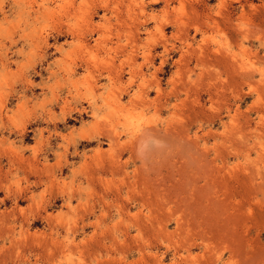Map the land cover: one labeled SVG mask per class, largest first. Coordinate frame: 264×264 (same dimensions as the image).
I'll use <instances>...</instances> for the list:
<instances>
[{
    "label": "rangeland",
    "instance_id": "obj_1",
    "mask_svg": "<svg viewBox=\"0 0 264 264\" xmlns=\"http://www.w3.org/2000/svg\"><path fill=\"white\" fill-rule=\"evenodd\" d=\"M262 77L264 0H0V264H264Z\"/></svg>",
    "mask_w": 264,
    "mask_h": 264
},
{
    "label": "bare ground",
    "instance_id": "obj_2",
    "mask_svg": "<svg viewBox=\"0 0 264 264\" xmlns=\"http://www.w3.org/2000/svg\"><path fill=\"white\" fill-rule=\"evenodd\" d=\"M117 6V5H116ZM162 6V5H161ZM165 6V5H164ZM243 6V5H242ZM162 10V9H161ZM227 19V18H226ZM180 20V19H179ZM216 22V21H215ZM216 26V25H215ZM218 26V25H217ZM195 28V27H194ZM182 29H184V28H182ZM221 29V28H220ZM110 31V30H109ZM186 31V30H185ZM224 31V30H223ZM177 34V33H176ZM178 35V34H177ZM213 39V38H212ZM218 45V44H217ZM196 47H198V46H196ZM220 48V47H219ZM213 49V48H212ZM225 52V51H224ZM229 52V51H228ZM226 53V52H225ZM224 54V53H223ZM232 54V53H231ZM252 54V53H251ZM230 56V55H229ZM235 56V55H234ZM248 57V56H247ZM231 61V60H230ZM239 61V60H238ZM207 62V61H206ZM225 62V61H224ZM235 62V61H234ZM210 63H211V61H210ZM237 64H239V63H237ZM109 65V64H108ZM107 65V66H108ZM231 65H232V63H231ZM211 66H213V65H211ZM236 66V65H235ZM238 66V65H237ZM236 66V67H237ZM119 67V66H118ZM238 67H240V65L238 66ZM244 67V66H243ZM105 68V67H104ZM241 68V67H240ZM231 69H232V67H231ZM235 69V68H234ZM254 69V68H253ZM250 70H251V68H250ZM255 70V69H254ZM254 70H253V72H254ZM249 71V70H248ZM239 72V71H238ZM244 72V71H243ZM246 72H247V70H246ZM251 73V72H250ZM213 74V73H212ZM211 74V75H212ZM248 74V73H247ZM119 76V75H118ZM247 77V76H246ZM219 78V77H218ZM262 79H263V77H262ZM261 79V80H262ZM264 80V79H263ZM252 88V87H251ZM254 88V87H253ZM125 91V90H124ZM212 99V98H211ZM225 99V98H224ZM176 126V125H175ZM165 127V126H164ZM173 126H171V128H172ZM173 129V128H172ZM165 130V129H164ZM168 130V129H167ZM176 130V129H175ZM99 148V147H98ZM112 160V159H111ZM115 161V160H114ZM115 164V163H114ZM114 194V193H113ZM43 240V239H42Z\"/></svg>",
    "mask_w": 264,
    "mask_h": 264
}]
</instances>
